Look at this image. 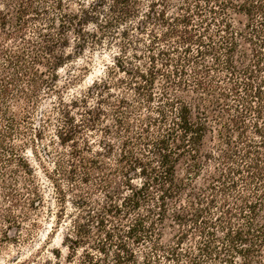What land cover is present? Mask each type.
Wrapping results in <instances>:
<instances>
[{
  "label": "trees",
  "instance_id": "1",
  "mask_svg": "<svg viewBox=\"0 0 264 264\" xmlns=\"http://www.w3.org/2000/svg\"><path fill=\"white\" fill-rule=\"evenodd\" d=\"M7 1L0 242L45 208L67 254L43 264H264V0ZM98 46L115 51L104 76L59 93L58 70ZM49 126L50 208L25 155Z\"/></svg>",
  "mask_w": 264,
  "mask_h": 264
},
{
  "label": "rangeland",
  "instance_id": "2",
  "mask_svg": "<svg viewBox=\"0 0 264 264\" xmlns=\"http://www.w3.org/2000/svg\"><path fill=\"white\" fill-rule=\"evenodd\" d=\"M1 1L3 0H0V2ZM7 2L12 4L13 0H8ZM146 2L147 0H139L140 7H143ZM170 3H174V0L170 1ZM6 9L7 6H4L3 10ZM7 13H10L9 18L13 20L14 12L12 10H8ZM114 54V49H108L107 46H98L90 48L89 50L86 49L82 54L79 55L75 62H70L58 70V75L60 78L58 86L60 87L57 89L59 90V93L60 90H62L64 91L63 95H66L67 92L76 94L79 91L85 90L91 84L92 80L104 76L106 66L112 65V57ZM76 73L78 75L77 79L71 80L67 84L66 80L68 77ZM54 93L55 92L52 91L48 94L42 95V97L39 99L40 103L37 106L38 108L35 118L39 113L40 108L44 109L50 107L52 102L56 100ZM176 94L180 95L189 104L191 110L195 111V93H193L190 89H183L176 91ZM53 133L54 130L52 126H49L48 130L45 132V138L42 141H39L36 147L33 145L32 148H30L28 145L27 152L25 154L35 169L36 181L38 182L40 191L43 193L44 198L47 200V205L49 208L50 201H52V194L50 192L49 182L44 179L42 165L48 171L52 167L50 153L52 152L53 147L49 143V140L53 138V142L56 141ZM213 134L215 136V133ZM209 137L210 133H207L206 136H204V142H206V144L212 142L209 141ZM214 140H217V138L214 137ZM47 144L48 146L46 148ZM46 149H48V152H45ZM34 152L36 155H38V158L35 156V154H33ZM184 175L185 166L183 162H180L177 166V176L183 178ZM207 178L208 177L205 174L202 175L197 179L196 184L202 185L204 182H206ZM0 202H2L1 198ZM54 209L55 206H52V210ZM44 210L46 209H42L43 212L40 213L41 216L39 217L38 225L32 229L31 234L24 235V230L22 229V231L19 232V239H14V237L17 235V230L14 231L11 229L8 234L9 238L7 240L3 239L0 242V264H43L49 263L50 261L53 262L56 261V259H54L50 252L52 250L57 252V254L60 253L61 263H65L64 257L67 254V250L61 242V237L66 232V230L61 226L57 230L53 229L56 224L53 222V218H48V216H50L49 212L46 213ZM23 226H25V224H23ZM3 229H5L4 221L0 220V237L2 235ZM172 232L173 229L168 226L163 229L162 240L164 243L169 241L170 233Z\"/></svg>",
  "mask_w": 264,
  "mask_h": 264
}]
</instances>
